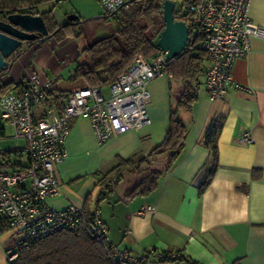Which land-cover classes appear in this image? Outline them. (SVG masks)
I'll return each mask as SVG.
<instances>
[{"label":"crops","instance_id":"0c3cea01","mask_svg":"<svg viewBox=\"0 0 264 264\" xmlns=\"http://www.w3.org/2000/svg\"><path fill=\"white\" fill-rule=\"evenodd\" d=\"M249 17L253 25L264 29V0H251ZM25 46L9 58L11 66L0 84L20 83L23 70L29 67L42 81L50 82V90L74 91L62 90V83L58 87L56 83L65 71L71 80L75 65L85 60V47L79 46L75 36ZM147 90L150 124L139 131L99 144L88 118L69 122L66 158L54 168L60 196L46 200L49 208H83L120 159L145 156L164 139L179 84L162 76L151 80ZM178 118L188 129L185 147L167 171L164 156L152 166L163 172L158 188L145 198H127L148 172L144 169L126 176L116 188L109 184L107 197L97 205L109 241L138 256L151 250L182 255L167 264H264V40L253 38L247 57L235 61L224 98L209 102L202 76L190 111L179 110ZM210 122L220 126L219 167L200 194L198 185L210 166V152L202 144ZM243 133H249L254 143H240ZM144 205L150 211L140 215ZM5 252L0 254V264H8Z\"/></svg>","mask_w":264,"mask_h":264},{"label":"built area","instance_id":"2783aa9c","mask_svg":"<svg viewBox=\"0 0 264 264\" xmlns=\"http://www.w3.org/2000/svg\"><path fill=\"white\" fill-rule=\"evenodd\" d=\"M61 1L51 0L53 5ZM97 1L106 14H117L134 0ZM250 4L251 0H187L178 10L174 6L180 18L177 21L184 22L189 29L188 42L192 32L196 48L205 54L208 65L203 77L209 102L224 98L232 84L234 63L250 53L251 40H264V29L250 21ZM171 61L161 52L150 59L138 55L132 66L109 86L78 89L59 103L46 101L50 82L42 81L26 67L22 72V89L0 97V125L6 124L12 138L25 143L22 150L0 149V231L20 237L5 252L8 263L17 259L15 247L20 243H35L61 232L75 233L86 217L84 207L71 205L55 210L46 203L48 198L60 196L54 168L66 158L69 122L78 117L88 118L99 144L113 136L143 129L150 124L147 85L162 76L172 80L166 72ZM3 136L4 130L0 138ZM238 141L254 143L249 133L241 134ZM12 154L15 160H10ZM106 196V186L98 187L91 200L88 233L108 246L115 264H167L182 259L180 253L153 250L138 256L112 244L97 208ZM147 211L150 207L144 205L139 214Z\"/></svg>","mask_w":264,"mask_h":264},{"label":"trees","instance_id":"16d2710c","mask_svg":"<svg viewBox=\"0 0 264 264\" xmlns=\"http://www.w3.org/2000/svg\"><path fill=\"white\" fill-rule=\"evenodd\" d=\"M47 1L51 0H0V10L14 13L20 4L35 7ZM164 1L166 0H134L128 4L126 9L121 8L115 15L105 14L103 19L119 16L121 27L82 50L85 60L75 65L72 74V80H81L82 88L80 89L105 88L129 69L138 55L150 59L160 52L155 43L164 28L162 17ZM168 1L173 3L181 1L182 3L187 0ZM35 15L44 20L48 32L53 35L52 39L56 42L74 37L76 27L81 23V19L78 18L74 22L66 21L58 25L51 16V12L35 13ZM174 17L175 20H180L175 11ZM195 43L196 40L192 39L191 32L184 52L166 67L167 74L179 84L180 94L175 106L170 110L164 139L145 156L134 155L129 159H120L98 185L99 187L106 186L107 195L109 184L116 188L122 184L126 176L148 169L140 181L129 190L127 198L149 196L158 188L159 179L163 174L162 171L152 169V166L161 161V157L164 156L165 171H167L183 152L188 129L178 118V111H190L197 97L201 77L206 69L205 54L196 48ZM22 87V81L17 84H0V97L15 91L19 92ZM68 94L50 89L45 92L46 101L55 103L63 101ZM219 131L220 126L215 122H210L203 135L202 144L210 152V166L198 185L200 194L208 188L219 167L216 146ZM2 135L3 129L0 125V136ZM90 202L91 199L88 197L84 205L86 217L78 231L75 233L61 232L35 243H20L15 247L18 254L17 259L8 264H115L110 257L108 246L88 233ZM3 233L4 231H0L1 235Z\"/></svg>","mask_w":264,"mask_h":264},{"label":"rangeland","instance_id":"374dc122","mask_svg":"<svg viewBox=\"0 0 264 264\" xmlns=\"http://www.w3.org/2000/svg\"><path fill=\"white\" fill-rule=\"evenodd\" d=\"M174 5L175 10H178L181 5V1H177L174 3ZM17 9L21 12V14H28L30 12H51V15L53 14L52 17H54L55 22L58 24H60L62 21H66L70 16H81V23L76 27L75 39L77 40L79 46H82L83 48L93 44L98 39L108 36L110 32H116L121 27L120 20L118 18L119 16L117 15L103 19L106 12L97 0H62L58 5H53L51 1H47L35 6L34 8L23 3L15 9L16 12H19ZM87 13H89V15H87ZM95 17L100 18L97 20L84 22V20L88 18ZM67 78V71H65L64 74L58 78L56 87L59 86V83H62L61 89L65 91H76L82 88L81 80H67ZM174 97L176 99L177 95ZM1 127L4 130V136L0 138V149L2 151H11L16 149L22 150L25 143L22 140L12 138V131L6 124L2 123ZM23 158L26 160L25 155H23ZM10 160H15L13 154L11 155ZM161 162L162 161H159L157 163ZM16 238L20 237L13 236V234L10 232L1 235L0 254H3L4 251L12 249L13 241Z\"/></svg>","mask_w":264,"mask_h":264},{"label":"water","instance_id":"95a60500","mask_svg":"<svg viewBox=\"0 0 264 264\" xmlns=\"http://www.w3.org/2000/svg\"><path fill=\"white\" fill-rule=\"evenodd\" d=\"M174 6L171 1L166 0L163 2L162 17L164 28L155 43L156 48L165 54L167 60H175L184 52L189 37V29L186 24L175 20ZM112 14L115 15L116 13ZM99 18H88L84 22ZM75 20H77L76 16H70L67 19L69 22H74ZM52 36V34L48 33L44 20L38 15L14 12L0 17V75L8 72L11 66L9 58L19 48H22L27 43H30V45L34 42L43 44L50 41ZM39 37L40 39L37 40Z\"/></svg>","mask_w":264,"mask_h":264},{"label":"flooded vegetation","instance_id":"af4514ba","mask_svg":"<svg viewBox=\"0 0 264 264\" xmlns=\"http://www.w3.org/2000/svg\"><path fill=\"white\" fill-rule=\"evenodd\" d=\"M8 13H7V11H4V10H0V17H4V16H6ZM19 14V13H18ZM21 14V13H20ZM27 14V13H26ZM49 33V32H48ZM40 39V37L37 39V40H39ZM37 40H35V41H37ZM34 43H37V42H34ZM33 43V44H34ZM39 43V42H38ZM28 44V45H27ZM26 45L27 46H29L30 45V43H27ZM27 46H25L26 48H27Z\"/></svg>","mask_w":264,"mask_h":264}]
</instances>
